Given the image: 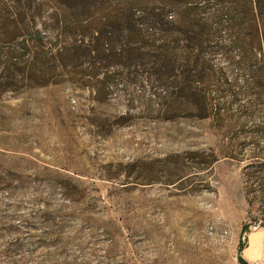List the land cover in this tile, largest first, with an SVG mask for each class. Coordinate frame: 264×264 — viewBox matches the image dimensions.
<instances>
[{
	"label": "rangeland",
	"instance_id": "374dc122",
	"mask_svg": "<svg viewBox=\"0 0 264 264\" xmlns=\"http://www.w3.org/2000/svg\"><path fill=\"white\" fill-rule=\"evenodd\" d=\"M190 1L0 0V264H264L253 16Z\"/></svg>",
	"mask_w": 264,
	"mask_h": 264
},
{
	"label": "trees",
	"instance_id": "16d2710c",
	"mask_svg": "<svg viewBox=\"0 0 264 264\" xmlns=\"http://www.w3.org/2000/svg\"><path fill=\"white\" fill-rule=\"evenodd\" d=\"M165 5L170 7H180L178 11L184 15L186 18H189L187 22H190L191 17L197 14L198 9L190 4V0H159ZM83 6L86 7L88 12H92L90 10V0H81ZM231 4L235 8V11L245 8V11L251 12L253 16V25H252V33H251V56H248L249 51L244 47L242 52V62L241 63H248L249 60V67L248 70L251 69V73H249V85L255 87L257 90V97L259 96L262 99L261 95L263 94V87H264V0H231ZM133 4L130 3L129 9ZM247 7V8H246ZM233 10V9H232ZM148 19L149 18L148 15ZM185 22V21H184ZM194 27L193 25H189ZM205 26L201 25V29ZM68 29V28H65ZM97 35H93V42L90 44H80L79 47L84 46L85 51L95 52L96 54L101 53V48L104 45V38L105 33L101 29H95ZM160 56L159 58L163 61L169 57L168 49L165 46H160ZM256 65V66H255ZM255 66L254 68H252ZM208 114V113H207ZM208 115H204L206 117ZM253 163H249L247 166H252ZM251 180H258L260 183L264 182V170L260 171L259 168H256L251 171ZM253 224H259V226L264 227V209H260L257 213V217H252L251 222H247L242 226V232L246 233L249 231L250 227Z\"/></svg>",
	"mask_w": 264,
	"mask_h": 264
}]
</instances>
